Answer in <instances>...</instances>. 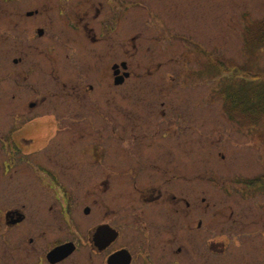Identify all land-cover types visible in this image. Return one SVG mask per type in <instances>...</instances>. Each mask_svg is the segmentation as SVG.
Wrapping results in <instances>:
<instances>
[{
    "label": "flooded vegetation",
    "instance_id": "af4514ba",
    "mask_svg": "<svg viewBox=\"0 0 264 264\" xmlns=\"http://www.w3.org/2000/svg\"><path fill=\"white\" fill-rule=\"evenodd\" d=\"M143 1L0 0V264H176L200 231Z\"/></svg>",
    "mask_w": 264,
    "mask_h": 264
},
{
    "label": "rangeland",
    "instance_id": "374dc122",
    "mask_svg": "<svg viewBox=\"0 0 264 264\" xmlns=\"http://www.w3.org/2000/svg\"><path fill=\"white\" fill-rule=\"evenodd\" d=\"M141 7L142 24L147 10L155 11L159 30L153 31L160 38L172 30L164 40L169 50L160 59L161 86L167 87V72L174 71L175 109L190 114L183 134L175 128V172L188 171L193 180L185 183L184 195L206 208L191 218L194 228L202 219L200 231L174 243L173 249L188 250L175 262L186 264L188 255L187 263L194 264H264V188L246 187L264 174V123L231 119L219 93L232 72L238 77L256 72L264 79V45L246 42V26L255 29L264 16V0H144ZM168 57L173 64L166 62ZM207 58H219L223 72H216ZM202 168L205 182L194 177Z\"/></svg>",
    "mask_w": 264,
    "mask_h": 264
},
{
    "label": "trees",
    "instance_id": "16d2710c",
    "mask_svg": "<svg viewBox=\"0 0 264 264\" xmlns=\"http://www.w3.org/2000/svg\"><path fill=\"white\" fill-rule=\"evenodd\" d=\"M250 34L252 38H255L257 45H264V18L255 24V29ZM222 90L226 105H235L240 115L250 114L254 119L264 116V79L256 82L241 78L237 83L230 80ZM262 181L264 184V180Z\"/></svg>",
    "mask_w": 264,
    "mask_h": 264
}]
</instances>
